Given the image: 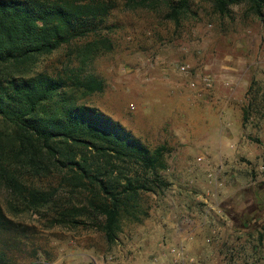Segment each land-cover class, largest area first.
Segmentation results:
<instances>
[{"label":"rangeland","instance_id":"obj_1","mask_svg":"<svg viewBox=\"0 0 264 264\" xmlns=\"http://www.w3.org/2000/svg\"><path fill=\"white\" fill-rule=\"evenodd\" d=\"M116 1L117 8L101 26L112 50L102 51L80 67L85 74L102 79L105 88L83 103L118 122L150 148L166 145L168 169L163 176L169 186L146 195L148 216L141 224L122 221L112 245L91 226L52 225L43 210L13 215L4 206L6 216L25 227L18 241L5 249V264L118 262L124 245L125 252H132L145 221L168 222L174 210L187 207L186 191L195 188L201 194L204 178L206 205L221 197L222 205L238 215L257 217L249 221L247 249L228 258L233 245L222 248L213 239L207 247L199 245V253H188L186 242H169L166 256L162 251L155 254L159 257L155 264H177L172 250L180 245L194 260L186 264H264V9L255 15L248 5L239 4L221 14L214 0H190L187 9L173 19L169 1L131 9L125 0ZM66 66H79L74 45L39 57L36 69L55 72ZM203 77L212 80L211 91L203 88ZM204 119L212 121L208 128L212 136L215 131L216 141L223 127L239 148L228 162L196 165L193 171L198 180L190 184L189 168L181 164L182 150L177 147L194 139L189 128L202 125ZM161 228L156 229L160 234ZM204 251L207 261L202 260ZM220 253L223 261L217 257Z\"/></svg>","mask_w":264,"mask_h":264},{"label":"trees","instance_id":"obj_2","mask_svg":"<svg viewBox=\"0 0 264 264\" xmlns=\"http://www.w3.org/2000/svg\"><path fill=\"white\" fill-rule=\"evenodd\" d=\"M125 1L131 9L159 0ZM165 1L176 19L190 0ZM239 4L264 9V0H214L221 14ZM116 8V0H0V264L25 229L4 206L13 215L43 210L52 225L91 226L112 245L122 221L148 216L146 195L169 186L166 145L150 148L83 103L105 88L80 67L112 50L101 26ZM65 45H74L78 67L36 69Z\"/></svg>","mask_w":264,"mask_h":264},{"label":"crops","instance_id":"obj_3","mask_svg":"<svg viewBox=\"0 0 264 264\" xmlns=\"http://www.w3.org/2000/svg\"><path fill=\"white\" fill-rule=\"evenodd\" d=\"M204 112L209 113L208 110H204ZM217 112H219V110H217ZM213 122L215 123L214 120ZM209 124H213L212 121L210 122V120L204 119L202 125H199L196 128H189V135L192 138L194 137V139L186 141L177 147V149L181 148L182 150L179 153L181 164L183 163L189 168L188 178L190 184L198 180V177H196L197 174L193 171L196 165H212L228 162L235 157V151L239 148V145L235 143L236 138L226 136L227 130L223 127L218 130V141H216V133L214 131L213 136L211 135L208 128ZM209 175L210 174H208V177ZM205 180L206 178H204L203 183L205 186L202 184L203 186L200 188H203L201 194H199L195 188L186 191L188 194V202L186 204L187 207L183 208L184 210H174L173 213L170 214V220L168 219V222H162V225L157 224L156 221L155 223L145 221L143 226L141 225V235L135 237L137 243L134 244L132 252H125L126 249L124 250V245L121 260L118 262L108 261L107 263L155 264L159 259L155 254L162 251V256H166L169 242H172L173 244H184L186 242L188 253H199L202 251V248L199 247V245L207 247L209 246L208 243H211L210 240L213 239L220 247L222 246V248L226 245H233L229 248V253L231 252V254L226 256L228 258L230 255H235L237 251H241L244 248L246 250L248 244L246 241L248 238L247 233H249L248 230L250 226L249 221H255L257 217L254 216V213L250 215H238L236 211H231L228 209V206L226 207L222 205L224 199L221 197H219V200L215 201L213 205H206L207 198H205V196L208 193H205L204 190V187H206ZM210 195L213 197L212 194ZM216 197L217 196L213 198L216 200ZM205 205L209 210H203L204 207H206ZM157 227H162V234L156 231V229H159ZM196 235H198V237H195ZM199 235L204 237H199ZM191 236L193 237L192 240ZM205 253L206 251H204L202 255L203 261L208 260V256H206ZM217 257L222 261L225 259L223 253L218 254Z\"/></svg>","mask_w":264,"mask_h":264},{"label":"built area","instance_id":"obj_4","mask_svg":"<svg viewBox=\"0 0 264 264\" xmlns=\"http://www.w3.org/2000/svg\"><path fill=\"white\" fill-rule=\"evenodd\" d=\"M182 71H185V68H180ZM202 85L203 88H205L206 91H211L212 89V80L209 77H203L202 78ZM172 253L174 254V261L177 264H186V263H192L194 260L191 257H187L185 254V248L183 245H180L177 250H172Z\"/></svg>","mask_w":264,"mask_h":264}]
</instances>
